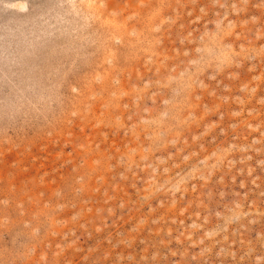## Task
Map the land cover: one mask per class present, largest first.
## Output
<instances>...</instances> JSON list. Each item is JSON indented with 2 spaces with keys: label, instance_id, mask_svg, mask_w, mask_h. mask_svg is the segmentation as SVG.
<instances>
[{
  "label": "rangeland",
  "instance_id": "374dc122",
  "mask_svg": "<svg viewBox=\"0 0 264 264\" xmlns=\"http://www.w3.org/2000/svg\"><path fill=\"white\" fill-rule=\"evenodd\" d=\"M0 264H264V0H0Z\"/></svg>",
  "mask_w": 264,
  "mask_h": 264
}]
</instances>
